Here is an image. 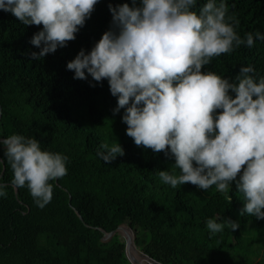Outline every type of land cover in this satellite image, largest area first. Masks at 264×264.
Masks as SVG:
<instances>
[{
	"label": "trees",
	"instance_id": "16d2710c",
	"mask_svg": "<svg viewBox=\"0 0 264 264\" xmlns=\"http://www.w3.org/2000/svg\"><path fill=\"white\" fill-rule=\"evenodd\" d=\"M205 2L199 0L197 9ZM124 3L132 6V0H99L75 40L40 60L32 58L40 49L30 40L43 25L25 26L0 10V139L13 133L34 137L42 149L69 157L67 175L50 181L53 197L42 209L27 186L11 187L12 169L0 164V183L8 185L7 196L0 197V264H131L124 237L104 239L102 232L123 224L135 232L140 252L163 264H264V220L240 215L244 195L235 182L227 193L215 186L164 184L158 172L178 175L175 159L127 136L124 109L114 114L117 98L106 79H74L67 69L109 30V5ZM226 3L240 21L241 38L264 34V0ZM249 64L264 75V40L213 57L201 71L231 82ZM115 141L124 155L105 163L99 146ZM5 159L0 145V160ZM208 218L236 221L239 228L210 235Z\"/></svg>",
	"mask_w": 264,
	"mask_h": 264
},
{
	"label": "clouds",
	"instance_id": "9594fccd",
	"mask_svg": "<svg viewBox=\"0 0 264 264\" xmlns=\"http://www.w3.org/2000/svg\"><path fill=\"white\" fill-rule=\"evenodd\" d=\"M98 2L0 0V10L25 26L43 25L30 40L40 49L31 56L40 60L75 40ZM198 3L132 0L131 7L109 5V30L66 67L74 79H106L117 98L114 114L124 109L127 136L137 146L175 159L178 175L158 172L164 184L176 188L191 183L203 190L215 186L227 193L235 182L244 195L240 215L264 220V75L250 64L242 65L231 82L201 71L213 57L242 45L251 48L264 34L247 32L241 38L236 30L240 21L229 14L226 0H206L197 9ZM0 145L6 158L0 164L7 163L13 172L11 187L27 186L36 206L44 208L53 197L50 181L67 175L69 157L15 133L2 137ZM99 147L97 155L105 163L124 155L117 141ZM7 187L0 183V197L7 196ZM206 227L215 235L225 228L235 231L239 224L208 218Z\"/></svg>",
	"mask_w": 264,
	"mask_h": 264
},
{
	"label": "water",
	"instance_id": "95a60500",
	"mask_svg": "<svg viewBox=\"0 0 264 264\" xmlns=\"http://www.w3.org/2000/svg\"><path fill=\"white\" fill-rule=\"evenodd\" d=\"M1 113H2V107L0 105V116H1ZM102 232L104 233V239H110L116 233H120L124 237L125 242H126V256H127L128 260L130 261L131 264H136V263H134V261L131 258L132 253H134L136 256H138L140 258L142 257L144 260L149 262V264H163V263H160V262L156 261L155 259L151 258L147 254L140 252V250L137 248V246L135 244L136 234L132 230V228H130L128 225L123 224V225L119 226L118 229H116L115 231H112V232H106L104 230H102Z\"/></svg>",
	"mask_w": 264,
	"mask_h": 264
},
{
	"label": "bare ground",
	"instance_id": "6f19581e",
	"mask_svg": "<svg viewBox=\"0 0 264 264\" xmlns=\"http://www.w3.org/2000/svg\"><path fill=\"white\" fill-rule=\"evenodd\" d=\"M105 104V103H104ZM98 109V108H97ZM105 112V111H104ZM86 114H88V113H86ZM89 115V114H88ZM99 115V114H98ZM131 258L133 259V261H135L136 262V264H142V263H149V262H147L146 260H144L142 257L140 258V257H138V256H136L134 253H132L131 254ZM134 262V263H135Z\"/></svg>",
	"mask_w": 264,
	"mask_h": 264
},
{
	"label": "rangeland",
	"instance_id": "374dc122",
	"mask_svg": "<svg viewBox=\"0 0 264 264\" xmlns=\"http://www.w3.org/2000/svg\"><path fill=\"white\" fill-rule=\"evenodd\" d=\"M264 251V250H263ZM133 260V259H132ZM135 262V261H134ZM136 263V262H135ZM147 264H149V263H147Z\"/></svg>",
	"mask_w": 264,
	"mask_h": 264
}]
</instances>
